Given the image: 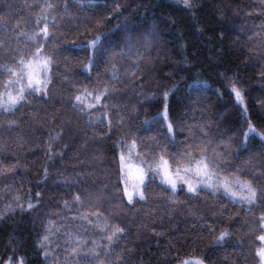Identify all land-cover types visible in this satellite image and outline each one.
Segmentation results:
<instances>
[{
    "label": "trees",
    "instance_id": "trees-1",
    "mask_svg": "<svg viewBox=\"0 0 264 264\" xmlns=\"http://www.w3.org/2000/svg\"><path fill=\"white\" fill-rule=\"evenodd\" d=\"M115 2L120 7L113 0H96L91 8H81L76 0H0V64L8 62L11 54L34 50L37 41L29 37L42 40L45 21L47 47L64 52L56 61V80L49 85L51 97L17 113L11 127L0 117V264L9 260L52 264L41 248L47 228L77 207L84 215H98L104 223L126 229L108 253L102 252L99 264H182L183 260L191 264L196 259L204 264H257L253 248L260 242L253 243L248 229L264 208L254 207L248 214L246 208L205 193L192 200L181 196L173 203L164 199L167 194L158 181L147 204L133 206L126 199L119 203L105 196L82 205L75 196L82 190L81 180L120 195L113 190L119 143L130 142L131 126L152 144L158 123L141 126L158 116L165 103L172 118L206 121L213 133L219 129L232 145L229 163L243 166L249 174L264 170L259 138H251L246 150L240 148L249 124L264 134V0H190L191 8L182 0ZM109 13H123L111 29L88 22L93 14L106 19ZM126 22L128 33L113 31ZM101 32L103 47L94 50L89 45ZM150 32L156 37L152 44L139 42ZM129 34L138 38L136 44L127 43ZM89 59L96 66L85 73ZM113 66L119 78L114 81L118 107L105 116H93L99 122L89 127V117L72 108L80 103L75 97L80 95L84 105L94 103L84 89L91 92L96 86L97 71L111 78ZM161 86L171 90L166 101L161 99ZM233 86L241 98L231 91ZM103 103L85 111L97 113ZM185 135L181 134V141ZM29 202L36 207L26 210ZM221 202L226 205L224 214L219 210ZM208 225H215L216 236L225 228L232 236L217 246L215 236L208 239Z\"/></svg>",
    "mask_w": 264,
    "mask_h": 264
},
{
    "label": "snow or ice",
    "instance_id": "snow-or-ice-1",
    "mask_svg": "<svg viewBox=\"0 0 264 264\" xmlns=\"http://www.w3.org/2000/svg\"><path fill=\"white\" fill-rule=\"evenodd\" d=\"M81 8H91L96 0H76ZM115 7H120L113 0ZM182 3L191 8L190 0H182ZM53 7V5H46ZM64 12L68 11V5L65 3ZM123 13L113 16L111 13L105 16L103 14H93L88 21L89 24L94 20L98 25L104 28H112L115 21L120 20ZM53 28L55 21H53ZM44 36L41 40L38 36L29 37L36 40L34 50L24 53L16 52L11 54L8 62L0 64V117L8 121L9 127L16 125V114L22 112L27 106L34 103H40L44 99L51 97V89L49 85H53L56 80V61L64 55V52H55L47 47L50 43L49 24L45 21L41 29ZM113 31H121L128 33V23L117 24ZM105 33L101 32L92 39L90 47L99 50L103 47ZM155 34L150 32L140 38L139 42L150 45L155 41ZM138 38L134 34L127 37L128 44H136ZM264 59V56L261 57ZM96 66L94 59H89L88 64L84 68L85 73H90ZM96 86L91 92L87 88L84 89L86 95L93 96L94 103L84 105L80 95L75 97L78 104H73L72 108L75 112L87 115L89 127H93L98 120H93V116H105L112 109L117 108L114 102V92L117 88L118 76L114 70L111 78L102 77L97 71ZM225 80L228 77L225 76ZM237 83L239 79L237 78ZM178 90V89H177ZM161 99L166 101L169 99L171 90L165 91L163 86L160 88ZM237 98H241V92L235 86L231 89ZM174 94V93H173ZM104 101L102 107L97 113L91 111L86 112L87 108L96 107V103ZM7 114V115H5ZM123 114L120 115V122L123 123ZM158 128L152 135V144L146 142L145 137L137 134V129L128 128L129 140H122L119 143V168L118 180L113 190L120 193L113 196L112 193L106 192L104 187L90 186L79 181L81 191L77 192L75 199L81 201H102L105 196L114 202L122 203L125 199L128 205L143 202L147 204L150 197L148 193L154 184L159 182L158 186L161 192L166 193L164 197L166 201L173 203L179 201L181 196L187 200L199 197L201 193L211 194L213 198L226 199L230 205H238L240 208H246L248 214H252L253 208H264V170L259 174H249L243 166H237L229 163L231 159V143H227L223 139V133L217 129L215 133L209 128L208 123L196 122L193 118L189 120L187 117L172 118L169 114L168 105L165 103L163 111L156 117L144 121L143 125L148 126L157 124ZM112 126L109 120L107 125ZM181 141V134H185ZM251 134V135H250ZM244 141L240 145L242 150H246L251 138H259L264 148V134L257 133L255 128L249 124L247 132L243 133ZM232 139L228 136V141ZM224 144V147L221 145ZM180 145L179 147H176ZM171 146V147H170ZM241 153L237 154V158ZM135 156L138 163H132ZM84 179H87L85 175ZM132 180V188L129 190V180ZM124 184V188H120V184ZM41 193L37 192L39 197ZM22 207V205H18ZM36 205L29 202L26 210H32ZM96 207H101L100 203ZM226 207L222 202L219 210L223 213ZM230 216V214H228ZM200 221L204 220L203 216L198 217ZM103 231L109 244L115 240H121V235L126 229L116 224H103ZM249 232L253 234V243L259 241V246L253 248L255 257H258L257 264H264V213L261 214L257 222L251 223ZM215 225H208V239L211 240L215 236V245L221 242H227V238L232 236V231L228 228L219 232L216 236ZM47 239V237H45ZM98 242L93 240L92 247H98ZM75 252V248L72 249ZM113 252L118 249H113ZM46 254V253H45ZM87 264V257L84 258ZM7 264H12L9 260ZM182 264H189L188 260H183ZM194 264H204L200 259H196Z\"/></svg>",
    "mask_w": 264,
    "mask_h": 264
},
{
    "label": "rangeland",
    "instance_id": "rangeland-1",
    "mask_svg": "<svg viewBox=\"0 0 264 264\" xmlns=\"http://www.w3.org/2000/svg\"><path fill=\"white\" fill-rule=\"evenodd\" d=\"M132 163H138L135 158ZM133 181L130 179L128 188L131 190ZM75 210V208H74ZM103 219L98 216H88L80 213L77 207L73 213L66 214L60 222H52L47 228L41 244L43 257L52 264H99L102 252L108 253L115 241L111 244L103 239ZM98 242L93 249L92 241ZM75 248V252L72 249ZM46 253V254H45ZM192 261L191 264H194Z\"/></svg>",
    "mask_w": 264,
    "mask_h": 264
}]
</instances>
